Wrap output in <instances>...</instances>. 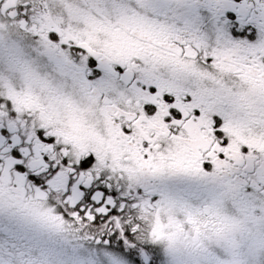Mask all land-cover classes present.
I'll list each match as a JSON object with an SVG mask.
<instances>
[{"label": "snow or ice", "instance_id": "1", "mask_svg": "<svg viewBox=\"0 0 264 264\" xmlns=\"http://www.w3.org/2000/svg\"><path fill=\"white\" fill-rule=\"evenodd\" d=\"M0 264H264V0H0Z\"/></svg>", "mask_w": 264, "mask_h": 264}]
</instances>
